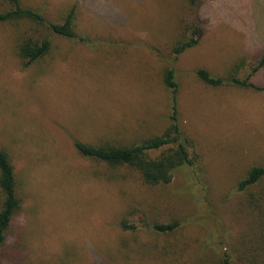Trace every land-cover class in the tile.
<instances>
[{"label":"rangeland","instance_id":"obj_1","mask_svg":"<svg viewBox=\"0 0 264 264\" xmlns=\"http://www.w3.org/2000/svg\"><path fill=\"white\" fill-rule=\"evenodd\" d=\"M35 1L51 20L77 3V31L91 40L55 39L52 56L23 68L17 26L0 24V148L23 205L10 250L26 264H220L224 253L232 264H264V176L237 189L264 161V65L249 78L257 89L214 87L195 75L203 67L226 78L236 64L239 79L250 74L262 56L253 59L254 49L264 51V0H197L199 43L174 65L193 164L155 186L131 169L82 158L73 140L131 143L167 125L158 54L191 12L189 1L90 0L92 11L82 0ZM123 219L135 229L122 228ZM153 221L178 227L161 235L148 228Z\"/></svg>","mask_w":264,"mask_h":264},{"label":"trees","instance_id":"obj_2","mask_svg":"<svg viewBox=\"0 0 264 264\" xmlns=\"http://www.w3.org/2000/svg\"><path fill=\"white\" fill-rule=\"evenodd\" d=\"M188 1L191 12L186 13V18L179 21L178 31L175 36H172L170 43L165 45L163 54H158L164 63L161 80L169 93L167 125L149 137H142L131 143L121 144L113 141L114 139H104L105 137H101L94 143L75 139L73 147L82 158L103 163L108 170L131 169L139 175L143 184L149 186L169 184L179 167L192 166L193 160L189 159L188 141L187 138H182L178 124L179 86L174 67L179 57L188 49L197 46L200 40L197 0ZM82 2L86 8L90 9V0H82ZM0 4L2 6L0 24L9 23L17 26L14 48L23 68L52 56L55 39L70 41L72 45L80 42L84 47L91 40L88 34L80 35L77 31L76 19L79 13L77 3L63 5L52 20L48 18L46 5L43 2L0 0ZM97 14L107 18L105 13ZM120 19L124 22L127 20L125 17ZM260 55L262 56L255 66L249 63L251 72L243 80L237 77L239 72L237 64L233 66L231 71V73L234 71L233 74L226 78L214 76L203 67L197 69L195 75L204 83L214 87L236 84L257 89L252 82H249V78L264 65V51L254 49L251 55L253 59ZM263 176L264 161L248 171L246 176L238 182L237 189L245 190L255 185ZM19 186L10 154L5 148H0V264H5V259L9 264H26V260L16 248L10 250L9 246V231L23 207L22 198L18 193ZM120 224L124 229H135L134 224L129 225L124 219ZM177 227L176 221L148 223L151 232L161 235H169ZM220 264H232L227 253L222 255Z\"/></svg>","mask_w":264,"mask_h":264}]
</instances>
